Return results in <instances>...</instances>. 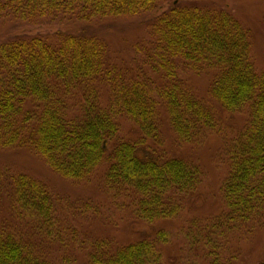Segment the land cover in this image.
Wrapping results in <instances>:
<instances>
[{
  "label": "trees",
  "instance_id": "obj_1",
  "mask_svg": "<svg viewBox=\"0 0 264 264\" xmlns=\"http://www.w3.org/2000/svg\"><path fill=\"white\" fill-rule=\"evenodd\" d=\"M0 0V18L64 26L52 34H16L0 42V147H28L49 168L82 181L104 165L106 187L129 194L136 215L148 222L178 214L180 199L202 182L201 169L178 157L144 155L158 141L165 114L178 138L189 142L212 128L211 106L185 86L178 69H213L209 97L228 111L246 109L248 119L228 149L221 184L225 213L198 230L186 229L189 247L206 264H236L220 246L234 226L264 214V72L250 55L248 31L224 7L201 8L177 0ZM149 14V39L132 46L129 63L112 64L108 45L93 28L106 17ZM143 18V17H142ZM84 24V25H82ZM133 121L139 136L118 137V119ZM12 182L14 209L48 224L53 197L40 181L18 174ZM193 224V223H192ZM139 239L121 246L95 241L88 264H160L159 243ZM0 264H51L0 226ZM259 264H264V258Z\"/></svg>",
  "mask_w": 264,
  "mask_h": 264
},
{
  "label": "rangeland",
  "instance_id": "obj_2",
  "mask_svg": "<svg viewBox=\"0 0 264 264\" xmlns=\"http://www.w3.org/2000/svg\"><path fill=\"white\" fill-rule=\"evenodd\" d=\"M174 0H163L161 11ZM177 4L195 2L201 8L224 7L248 31L250 55L257 71L264 72V0H177ZM149 14L142 17H106L93 23V28L103 29L99 35L108 45L112 64L129 63L133 58L132 46L149 39ZM84 25V24H82ZM64 26L52 23L29 24L0 18V42L16 34H52ZM185 86L211 106L212 128L204 129L189 142L178 140L168 119L162 114L159 121L158 141L142 147V156L159 154L183 158L202 171V182L195 191L183 194L178 214L152 222L139 218L135 213L132 196L109 189L103 182L104 165L97 167L85 180L75 181L52 171L44 159L28 147H0V226L13 232L22 242L51 264H88V252L93 242L101 240L121 246L139 239H153L157 232H167L169 237L159 243L160 264H206L200 248L189 247L187 228L204 227L217 215L225 213L220 191L229 164L226 155L235 136L248 119L246 109L228 111L209 97L210 84L215 76L213 69L196 73L187 67L178 69ZM118 137L134 140L139 136L133 121L118 119ZM26 174L42 182L53 197V213L48 224L14 209L10 178ZM193 223V224H192ZM223 247V249H222ZM222 249V250H221ZM220 250L223 257L236 255V264H259L264 258V214L234 226L225 234Z\"/></svg>",
  "mask_w": 264,
  "mask_h": 264
}]
</instances>
